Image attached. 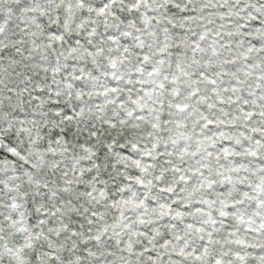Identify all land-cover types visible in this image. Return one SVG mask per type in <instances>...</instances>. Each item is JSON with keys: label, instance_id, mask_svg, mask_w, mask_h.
<instances>
[{"label": "snow or ice", "instance_id": "obj_1", "mask_svg": "<svg viewBox=\"0 0 264 264\" xmlns=\"http://www.w3.org/2000/svg\"><path fill=\"white\" fill-rule=\"evenodd\" d=\"M0 264H264V0H0Z\"/></svg>", "mask_w": 264, "mask_h": 264}]
</instances>
